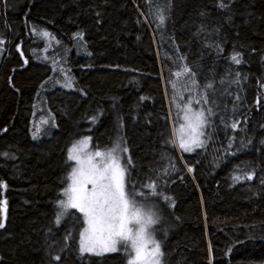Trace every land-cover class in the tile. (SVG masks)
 Wrapping results in <instances>:
<instances>
[{
  "label": "trees",
  "instance_id": "trees-1",
  "mask_svg": "<svg viewBox=\"0 0 264 264\" xmlns=\"http://www.w3.org/2000/svg\"><path fill=\"white\" fill-rule=\"evenodd\" d=\"M46 30L73 90L51 84ZM0 36V264H129L82 253L73 208L56 222L86 135L127 149V191L160 211L163 264H264V0H0ZM187 76L210 102L190 154L169 109ZM42 92L52 122L35 140Z\"/></svg>",
  "mask_w": 264,
  "mask_h": 264
},
{
  "label": "snow or ice",
  "instance_id": "snow-or-ice-1",
  "mask_svg": "<svg viewBox=\"0 0 264 264\" xmlns=\"http://www.w3.org/2000/svg\"><path fill=\"white\" fill-rule=\"evenodd\" d=\"M220 6L225 7L223 3ZM160 21L161 23L164 22L162 15L160 16ZM43 35L47 36L49 34L45 32ZM232 59L237 64L240 63V60L235 55ZM187 71L185 69V72ZM207 87H211V85ZM205 102H207L206 98ZM196 103H199V101H196ZM184 112L185 126L191 129L193 135L188 141L181 138L179 146L185 152H189L194 147H201L203 145V142L199 139L203 135V132L199 130L204 127L206 120L203 111L192 110L190 102L184 108ZM232 127L235 128L236 125L233 124ZM82 143H86V141ZM126 151L127 149L122 148L120 143L117 142L107 152H96L94 156L100 157L96 163L91 162L93 157L90 158L86 168L81 165L80 168L74 170L72 175L73 183L64 192L67 200L59 202V207L64 211L58 213L56 222H60V219L69 208L77 209L84 214L88 224V228L85 229L82 237H86L88 240L101 238L103 240L104 251H116V245L119 241H130L131 247L136 253L132 264H141L144 260V248L146 247L145 232L155 221L151 215H142L136 207V193L126 191V168L122 167L119 163L120 157L118 155L120 152ZM69 159H76L71 151ZM127 163H131V160L129 159ZM191 170L189 169V171ZM247 178L251 179L252 177L249 176ZM88 185H91V188ZM149 187L154 189L155 185L151 184ZM132 223L138 225L137 230L133 231L128 227ZM3 227L4 225L0 223V228ZM153 244L154 252L158 256L160 254L159 245L155 244L154 241ZM92 250V247L85 245V239L82 238L81 251ZM55 259L59 260L60 257L57 256ZM153 264H159V260L156 259Z\"/></svg>",
  "mask_w": 264,
  "mask_h": 264
},
{
  "label": "rangeland",
  "instance_id": "rangeland-1",
  "mask_svg": "<svg viewBox=\"0 0 264 264\" xmlns=\"http://www.w3.org/2000/svg\"><path fill=\"white\" fill-rule=\"evenodd\" d=\"M45 31V30H44ZM46 33H48V38L47 41L45 42V46L43 47V49L40 51V55H45L46 57L52 59L53 63H54V67L56 70V75L53 77V79L51 80V84L55 83L59 86H62L64 88H67L69 90H73L74 86L72 84V78L71 75L69 74V71L67 69L66 66V54L64 53H60L58 50H55V47H58L61 44V41L57 38L56 35H54L50 30H46ZM4 49H5V38L0 36V64H1V60L4 54ZM55 51V52H54ZM34 54L36 56V58L38 60H41V57L39 56L38 50L35 49ZM57 53V54H54ZM177 86H179L180 91L178 92V94L174 97L171 98L170 100V106L169 109L171 110L172 114H173V120H172V129H173V133H174V137H175V142L178 146V148L183 152V153H193L196 150L202 149L205 147L206 145V131H207V127L209 124V118H208V113H207V108H208V104L209 102V96L207 94H203L202 97L199 96H195V93L193 92L194 88L192 86L191 80L190 78L187 77H183V79L181 81H178V83L176 84ZM184 85H190V90L184 89L182 90V87ZM190 93V95H189ZM205 98L207 100V102H205ZM44 93L42 92L39 96V100L37 103L38 106V116L35 119V122L33 123V131H32V135L33 138L35 140L38 139L39 133L42 129V127L46 124V123H51L52 122V117L46 113L45 108H44ZM196 101H199V103H196ZM191 103V108L193 111H203L204 113V117H205V125L203 128H201L199 131L203 132V135H201L199 137V139L203 142V145L201 147H194V149L192 151L189 152H185L182 148H180V141L181 138H183L185 141H188L189 138L193 135L192 131L190 128L186 127L185 124V119H184V108L186 107V105L188 103ZM182 126H184L182 128ZM86 141V143H82ZM92 139H91V135H86L82 138H80L79 140H77L71 147L69 150L72 152V155L74 157H76V159H70L73 164H74V168L72 170V173L69 177V184L68 186L65 188L69 189L73 183L72 181V175L74 170L78 169L81 167V165H83L85 168L88 165V162L91 159L92 163H96L100 157H95L94 154L96 152H107L109 150H111L113 147L108 148V149H95L92 146ZM122 148H124L123 146H121ZM73 149H75L74 151H72ZM119 163L121 164L122 167L126 168V172H125V187H126V177H127V156L125 155V152H120L119 154ZM89 188H91V185H88ZM64 190V192H65ZM126 191H127V187H126ZM63 192V194H64ZM63 200H67V197L64 195ZM136 202V201H135ZM136 207L139 209V211L141 212L142 215L144 216H148L151 215L152 219L155 221V223H153L152 225H150L145 232V242H146V247L144 248V260L141 262V264H153V262L158 259L159 260V264H163L162 263V259H163V249H162V244L161 242L158 240V238L156 237V227L158 226L160 219V211L158 209V206L156 203H146V202H136ZM72 208H69L67 211H69ZM74 209V208H73ZM76 211H78L77 209H74ZM64 211L61 208V212ZM65 212V214L63 215V217L60 220H64L68 215V212ZM79 213H81L83 215L84 221H85V228L82 232V234L85 233V229L88 228V224L86 222V218L84 216V214L80 211H78ZM60 213V212H59ZM128 227L130 229H132L133 231L138 229V225H136L135 223L129 224ZM81 234V239H80V249H81V240L82 238L85 239V245L92 247L93 250L92 251H84L82 253H87V254H92V255H98V256H104L110 253H115V252H121L123 254H125L126 256H128V262L129 264H132L133 259L135 258V251L133 250V248L131 247V242L130 241H119L116 245L117 250L116 251H104L103 250V240L101 238H95L92 240H88L86 237H82ZM153 241L155 242V244L159 245V255L157 256L156 253L154 252V244ZM99 253V254H97Z\"/></svg>",
  "mask_w": 264,
  "mask_h": 264
}]
</instances>
